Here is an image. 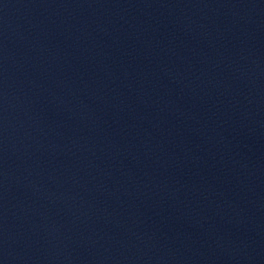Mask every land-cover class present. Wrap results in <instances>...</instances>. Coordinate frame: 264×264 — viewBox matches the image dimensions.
Wrapping results in <instances>:
<instances>
[{
    "label": "water",
    "instance_id": "obj_1",
    "mask_svg": "<svg viewBox=\"0 0 264 264\" xmlns=\"http://www.w3.org/2000/svg\"><path fill=\"white\" fill-rule=\"evenodd\" d=\"M0 264H264V0H0Z\"/></svg>",
    "mask_w": 264,
    "mask_h": 264
}]
</instances>
